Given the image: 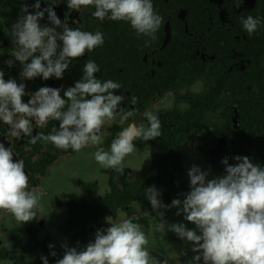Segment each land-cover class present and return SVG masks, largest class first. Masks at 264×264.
<instances>
[{"label":"flooded vegetation","instance_id":"flooded-vegetation-1","mask_svg":"<svg viewBox=\"0 0 264 264\" xmlns=\"http://www.w3.org/2000/svg\"><path fill=\"white\" fill-rule=\"evenodd\" d=\"M151 2L162 17L154 40L137 34L130 22L100 21L93 16L95 6L74 10L67 7V0H40L42 10L51 6L60 18L58 32L67 25L93 34L99 31L104 37L102 46L70 62L63 79L53 76L45 81L22 80L23 66L14 58L13 26L24 6L34 14L35 0H0V70L6 81L25 84V103L45 86L60 88L64 98L90 60L99 68L96 78L120 84L114 94L124 97L115 120L106 121L99 133L102 144H89L79 152L39 139L32 143L38 134L58 131L59 121L49 119L39 126L33 120L30 136H13L11 126L0 121V143L11 148L13 162L23 161L28 190H38L40 196L30 222L20 223L0 210V264H43L42 256L56 264L63 258L64 245L85 250L98 230L124 219L145 233L152 264H192L198 254L192 251L193 242L179 238L168 226L184 224L197 234L199 229L182 212L177 215L176 207L159 209L164 212L161 218L147 199L148 188L160 192L164 205L179 199L182 207L191 191L188 172L193 165L209 173L206 180L227 174V165L221 163L225 158L235 165L236 156H247L264 169V24L252 35L242 24L248 16L264 22V0ZM39 23L54 26L47 12ZM125 112L133 115L121 124ZM146 113L158 117L162 136L135 140L136 150L124 160L123 173L101 167L95 160L97 148L110 152L112 141L129 124L149 127ZM136 154L138 160L131 162ZM91 163L97 166L95 173ZM162 219L165 228L157 231Z\"/></svg>","mask_w":264,"mask_h":264},{"label":"clouds","instance_id":"clouds-1","mask_svg":"<svg viewBox=\"0 0 264 264\" xmlns=\"http://www.w3.org/2000/svg\"><path fill=\"white\" fill-rule=\"evenodd\" d=\"M95 6L93 16L100 21L130 22L137 34L155 39V33L162 24V17L154 11L151 0H67V7L78 10L81 7ZM34 14L27 6L13 26L12 35L17 48L14 56L23 66L21 79L32 80L42 77L48 80L55 76L63 79L70 62L93 51L104 43L103 34L73 29L63 26L62 33L57 31L62 22L54 9L49 6L41 9L40 0L32 5ZM45 12L53 27L41 26ZM244 30L252 35L264 24L260 18L248 16L242 20ZM62 42V46L57 41ZM39 53V55H37ZM30 60V62H28ZM9 65L12 60L7 61ZM99 71L94 61H88L83 69L82 78L64 91L60 88L41 87L25 103V84L15 79H4L0 70V121L11 126L13 136H30L34 120L39 126L47 124L49 119L59 121V130L54 134H38L37 140L50 142L58 149L79 152L89 144L100 145L99 135L105 122L115 120L122 95H115L121 85L111 80L103 83L94 75ZM89 97H91L89 99ZM136 98H133V104ZM132 112H125L120 119L123 124ZM149 127L135 123L120 131L112 141L110 152L98 147L95 160L101 167L124 171V160L136 150L134 141H150L162 136V125L156 115L146 113ZM235 165H229L228 159L221 161L227 165V174L206 180L208 172L201 171L195 165L188 172L191 191L186 199H174L171 205H164L160 192L148 188L153 211L163 218L161 208L176 207L184 219L195 224L200 234L186 228L184 224H172L171 231L181 239L193 242L192 251L198 253L192 264H264V169L254 165L247 156H236ZM29 177L24 170L23 161L13 162L11 148L0 143V210L10 213L20 223L35 219L40 207L38 190L30 191ZM107 229L98 230L94 242L85 250L66 248L62 259L56 264H152L146 248L148 239L140 226L130 219L119 224L111 222ZM162 219L155 227L163 231ZM51 249L54 245L49 244ZM55 256L56 253L52 252ZM48 264L47 257H41ZM163 264H167L164 261Z\"/></svg>","mask_w":264,"mask_h":264},{"label":"rangeland","instance_id":"rangeland-1","mask_svg":"<svg viewBox=\"0 0 264 264\" xmlns=\"http://www.w3.org/2000/svg\"><path fill=\"white\" fill-rule=\"evenodd\" d=\"M131 157V156H130ZM125 160H127V158L125 159ZM131 162H136L137 160H138V154H136L135 156H134V159H133V157L132 158H130L129 159ZM77 165L78 166H81L79 163H77ZM91 166H92V171L95 173L96 172V170H97V166H96V164L95 163H91L90 164ZM44 204H47V205H44V207H49L50 206V204L49 203H44ZM60 215H62V213H60V212H58Z\"/></svg>","mask_w":264,"mask_h":264}]
</instances>
